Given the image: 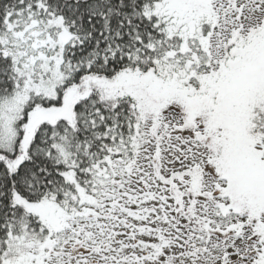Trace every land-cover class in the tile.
<instances>
[{"label": "snow or ice", "instance_id": "obj_1", "mask_svg": "<svg viewBox=\"0 0 264 264\" xmlns=\"http://www.w3.org/2000/svg\"><path fill=\"white\" fill-rule=\"evenodd\" d=\"M0 264H264V0H0Z\"/></svg>", "mask_w": 264, "mask_h": 264}]
</instances>
